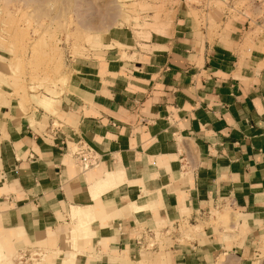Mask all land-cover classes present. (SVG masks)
Masks as SVG:
<instances>
[{
  "label": "crops",
  "instance_id": "0c3cea01",
  "mask_svg": "<svg viewBox=\"0 0 264 264\" xmlns=\"http://www.w3.org/2000/svg\"><path fill=\"white\" fill-rule=\"evenodd\" d=\"M173 14L170 35L144 48L117 39L75 57L64 85L44 98L1 96L8 255L39 249V264H264L260 46L246 41L243 23L209 32L186 4ZM78 141L98 154L96 166L83 170L67 153ZM72 209L89 213L85 229ZM186 224L200 228L185 236ZM150 232L155 246L140 247L136 238Z\"/></svg>",
  "mask_w": 264,
  "mask_h": 264
},
{
  "label": "rangeland",
  "instance_id": "374dc122",
  "mask_svg": "<svg viewBox=\"0 0 264 264\" xmlns=\"http://www.w3.org/2000/svg\"><path fill=\"white\" fill-rule=\"evenodd\" d=\"M199 2L193 8L197 25L211 32L223 22L243 23L246 41L258 43L264 59V0H195V5ZM179 5V0H0V100L4 94L24 102L30 95L54 93L64 85L72 59L105 43L110 47L112 40L144 48L146 41L170 35ZM189 224L180 228L185 236L200 228ZM3 249L0 264H16L15 253L8 255L7 244Z\"/></svg>",
  "mask_w": 264,
  "mask_h": 264
},
{
  "label": "built area",
  "instance_id": "2783aa9c",
  "mask_svg": "<svg viewBox=\"0 0 264 264\" xmlns=\"http://www.w3.org/2000/svg\"><path fill=\"white\" fill-rule=\"evenodd\" d=\"M193 9L199 7L195 5V0H179ZM200 1V0H199ZM198 9V8H196ZM201 9V8H200ZM67 153L74 159L75 163L83 170L94 167L99 162L98 154L92 147L82 141H78L71 147L67 148ZM157 233H143L136 238V242L140 247L152 249L156 244ZM42 252L39 249H29L15 253L13 259L16 264H28L34 260H39Z\"/></svg>",
  "mask_w": 264,
  "mask_h": 264
},
{
  "label": "bare ground",
  "instance_id": "6f19581e",
  "mask_svg": "<svg viewBox=\"0 0 264 264\" xmlns=\"http://www.w3.org/2000/svg\"><path fill=\"white\" fill-rule=\"evenodd\" d=\"M72 217L76 219V227L77 229L79 228H84L87 226L88 222L91 221V217L87 211L83 210H76L72 209ZM93 221V220H92ZM4 246H0V258L5 256V252L3 249Z\"/></svg>",
  "mask_w": 264,
  "mask_h": 264
}]
</instances>
